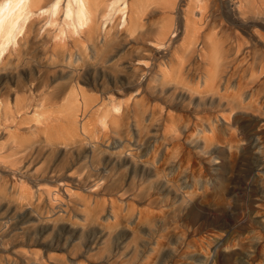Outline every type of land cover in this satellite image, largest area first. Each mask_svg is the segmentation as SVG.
Segmentation results:
<instances>
[{"label":"bare ground","instance_id":"bare-ground-1","mask_svg":"<svg viewBox=\"0 0 264 264\" xmlns=\"http://www.w3.org/2000/svg\"><path fill=\"white\" fill-rule=\"evenodd\" d=\"M263 9L264 0H0V264H68L75 251H89L104 235L106 252L99 258L105 264H264ZM149 15L158 19L151 21ZM221 15L230 23L215 30L213 16ZM41 17L56 30L45 39L39 38L41 26L34 28ZM236 19L244 31L261 25L254 28L252 52L243 33L233 28ZM130 41L127 59L113 61L117 46ZM35 43L48 48L53 61L68 58L65 87L51 89L41 82L40 61L27 57ZM160 47L170 50L167 58H158ZM148 74L151 83L144 85ZM80 76L92 88L80 84ZM6 80L15 85L5 86ZM94 107L96 125L88 129L83 115ZM158 124L165 126L162 132L155 127L149 132ZM159 137L163 142L154 143ZM46 147L49 157L58 152L65 164L83 160L79 178L68 180L64 165L30 172L28 160ZM223 155L229 162L242 156L249 168L239 189L251 193L252 217L236 229L227 217L204 209L216 204L205 169L214 164L220 178ZM122 167L139 184L147 181L169 198L165 202L148 192L146 205L157 208L137 209V220L122 225L124 232L137 227L142 233L134 235L140 242L124 263L113 260L110 250V241L123 234L110 227L124 223L123 216L112 210L105 231L89 210L82 222L71 221L64 201L73 185L102 190L106 174ZM13 193L19 204L7 197ZM34 195L37 201L44 195L50 205L57 203L53 216L42 215L28 201ZM219 203H230L228 193ZM142 215L150 220L140 225ZM166 216L194 221L201 233L187 241L193 231L187 227V234L170 244ZM75 237L79 241L70 247ZM202 242L214 243L213 254ZM59 247L66 254L51 255ZM83 260L75 262L89 261Z\"/></svg>","mask_w":264,"mask_h":264},{"label":"rangeland","instance_id":"rangeland-1","mask_svg":"<svg viewBox=\"0 0 264 264\" xmlns=\"http://www.w3.org/2000/svg\"><path fill=\"white\" fill-rule=\"evenodd\" d=\"M224 2H226L227 0H223ZM183 3V2H182ZM264 12V9L262 10V13ZM61 15V14H60ZM153 15H149V18L151 17V21L152 20H157L158 18L156 17H152ZM213 23L212 26L214 25L215 30H218L221 25H224L225 23L229 25V21H228V17L226 15H221L220 17L215 18V16H213ZM212 17V18H213ZM220 18V19H219ZM227 18V19H226ZM143 20H147V16H143ZM215 20V22H214ZM221 20V21H220ZM237 20V19H236ZM236 24H233V28L237 29L238 32L243 33L244 38L247 40V48L248 50L250 49V52L253 51V48L251 49V47L253 46V43L255 41V37L253 35V31L255 27H259L261 25L259 24H255V25H251L250 30L244 31L242 30L243 26L241 25L240 21H236ZM221 22V23H220ZM220 23V24H219ZM38 26L40 27V37L39 38H46L48 37L50 34L52 35V33H54V31L51 27L49 26L45 20L41 17V19H38V22L36 21V25L34 24V28L36 29ZM231 28V27H230ZM178 31H180V26ZM178 33V32H177ZM33 35L32 30L28 32L29 38ZM148 38V35H144V38L142 39L144 42H146L145 40ZM131 40L130 38L128 39V41ZM148 40V39H147ZM179 41H177L178 43ZM122 43V42H121ZM151 45H153L152 42H147ZM175 43V44H177ZM130 44L132 45V42L130 41L129 43H126L123 47V45H118L117 47H119L120 49L116 52V54L114 55V59L113 61H117V62H124V60H126L127 58L125 57V53L127 52L128 48L130 47ZM116 47V48H117ZM31 53H29V55L27 57H32L31 59H37L39 60V65L37 69H39V73H38V77L39 79H41L42 83H47V84H51L50 88H54L56 85L58 86H64L66 85V82L69 81L70 79V74H69V67L67 66L69 64L68 58L66 56L62 57L60 56L59 58L55 59V61L52 60L51 58V53L49 51L48 48L43 47L40 44H33V47L30 48L29 50ZM170 50L164 48V47H160L159 51H156L155 53L157 54V56H159L158 58H167L168 54H169ZM161 56V57H160ZM254 56V53H253ZM253 57L251 56L250 59H252ZM21 60V59H20ZM136 63V62H135ZM141 66L144 65L143 62H138ZM89 61L87 63V65L85 66H89ZM23 66V65H22ZM22 66H18L20 67V71ZM133 68H135L134 66H132V68L130 70H133ZM58 69H63L64 70V75L61 77H56V71H58ZM152 69V67H151ZM35 71V70H33ZM26 72V71H25ZM150 72V71H149ZM60 73V72H59ZM37 74V73H36ZM35 74V75H36ZM85 77H87L86 74H84ZM85 77H79L78 79L80 80V84H83V86L85 88H92V85H88L85 82L86 80L84 79ZM56 78V80H54ZM54 80V81H53ZM151 80V75L148 74V78L146 77L144 79V85L145 84H149ZM5 86H14L15 84L13 83V80H9L7 82V80L4 82ZM92 91L91 94H95V91H93V89H91ZM11 96L12 98H14V95L12 94L11 91ZM133 96H137L139 97V92H133L132 93V97ZM126 98V97H125ZM129 103L132 105L131 107H133V103H132V98L130 99ZM50 109H46V112H48ZM99 112H96V108H91V109H87L83 115V122L86 125V127L88 129H92L95 125H96V120H97V115ZM46 115V114H45ZM52 116H60L59 112H52ZM32 123V122H29ZM239 124V128L242 126L241 122H238ZM132 125V124H131ZM154 127L157 129V131L162 132L165 129V126L162 124H158L157 126H151L149 127V132L153 133L155 132ZM42 138V136H39ZM74 137L76 139H78L80 137L79 134H74ZM150 140H153V138H151ZM156 140V139H154ZM158 142L162 143L163 141L161 140V138H157L156 141H154V143L158 144ZM46 150V151H45ZM45 150H41V153H35L29 160H28V167L27 169H29L30 172L33 171H43L48 169V167H52V168H59L62 167V165L65 166L66 169H68V173H69V177L67 178L68 180H76V178H79L78 176H80L81 173V167H82V163L83 160H81L79 163H75V165H71L69 164H65V159L64 157H62L61 154H58V152L53 155L52 157H49L48 155H50V153L48 152V147H46ZM149 150V149H148ZM223 159V165L220 167L222 175L220 176V178L216 177V172H215V166L214 164L210 167V165H208L205 169L206 174L209 177L210 181H209V191H211V198H213V200L216 202L215 205L212 204H208L207 207H205L204 209H208L209 213L211 212V210H213L220 218H224L227 217L229 219V221H231V223L233 224V229H236L239 227V225H242L244 223H247V221L252 217V215L250 214V206H249V196H250V191H241L240 186L243 185V182L245 180H247V172H248V164L247 161L245 160L244 157L242 156H238L237 159L234 162H229L228 159H225L226 156L223 155L221 156ZM219 159V158H218ZM216 161H219V160ZM22 166V163L20 164ZM25 169V168H23ZM174 171H177V169L174 167L173 169ZM104 174V173H103ZM83 175V173H82ZM129 173L126 170L125 167H122L120 169H118L117 171H113L111 169L110 173L106 174L105 180L102 182V190L100 188H96V186H94L92 189V191L89 190H85L82 189L81 187H77L76 185H73L71 187V192L72 195L70 198H68L67 196H64V201L66 203V208L69 212L68 217H70V220L73 222H82L80 221V217L84 214V210H89L91 212H87L90 214V218L93 222H100L103 223V227H105V231H108V216H110L112 210L115 211L117 214L121 216H123V221L124 223L119 224V226L114 229L111 228V230H118L121 234L120 239H118L117 241H110V250L112 255L115 254L114 256H112L113 260H122V262H125V259L128 258L132 251L134 246H136V244H138L140 242L139 238H137L136 233L140 231V229H138L137 227H135L133 230L132 229H128L127 232H124L123 229H127L124 228L122 225L127 224V220L128 219H134L137 220V216L139 215L137 213V209H142V210H153L156 209L157 207L154 205H146V201H145V197L147 196V193L149 192V194H151L152 196L156 197V198H161L163 199V201H168L169 198L166 196L165 193L160 194L158 191L155 192L154 189L149 187V183H147V181L145 183H141L139 184V181H137V177H133L131 178V176H128ZM173 175V174H172ZM137 181V183H135ZM191 181V180H190ZM189 181V182H190ZM132 182V184H131ZM192 182V181H191ZM212 182V184H211ZM90 184H93V182H90ZM89 184V185H90ZM187 184V183H186ZM211 186V188H210ZM225 193H228V197H229V204H224V203H219L221 200V197H223V195ZM7 197L9 198H13V202L11 203L12 205H15L16 203H20V200H15L14 199L17 197L14 193L7 195ZM20 201V202H19ZM28 201H31L32 203H35L34 206L36 207V205L38 206V208H40V212L42 213V215L44 216H53L54 212L57 210V203H53V205H50L47 201L46 198L44 197V195H41V199L39 201H37V197L34 195L33 197L31 196L30 198H28ZM110 201L114 202V205L111 206L110 205ZM27 201L23 200L22 205H24ZM163 203V202H162ZM126 204H130V206L127 208ZM98 212L94 215L95 211ZM243 213V214H242ZM205 214V213H204ZM247 214V215H246ZM99 215V217L97 216ZM187 215V214H186ZM249 215V216H248ZM251 215V216H250ZM67 216V215H66ZM244 217V218H243ZM52 218V217H51ZM167 220V225L168 227L165 229L164 233H166V235L168 236V239L170 241V244H174L177 241V238L184 233L187 230V227L189 228V230H193L191 233L189 232V236L190 238L188 239L187 237V241L190 240L193 236H198V234H200V231H197V224L193 223V222H183L180 217L178 218V216L175 217H169L166 216L165 217ZM53 219V218H52ZM67 219V218H66ZM131 219V220H132ZM243 219V220H242ZM150 219L145 216L142 215L140 216V225L143 222L149 221ZM210 220V219H209ZM122 221V222H123ZM133 221V222H134ZM132 222V223H133ZM158 221H156L155 223H157ZM197 222V220H196ZM240 222V223H239ZM153 223V225L155 224ZM158 224V223H157ZM236 224V225H235ZM258 224V223H256ZM256 224H253L254 227H257ZM245 225V224H244ZM261 226V224H258V226ZM191 227V229H190ZM142 229V228H141ZM186 229V230H185ZM251 231L249 230L247 233L249 235H251L250 233ZM140 235L142 234L141 231L139 232ZM47 233H45L43 235L46 236ZM185 234H187V231L185 232ZM227 234V233H225ZM144 236V235H143ZM106 237V235H104L98 242L97 245L94 246V244L92 245V249H90L87 252H84L85 249H83V247H81V249L79 248L78 250H81L80 252H77V254L72 255V257L70 258L71 263L68 264H78V262L83 260V262H85V259L89 260L86 261L88 262L87 264H105L103 259H100L99 256L103 253H105L103 251L104 248V244H103V239ZM196 238V237H195ZM79 241L78 237H75L73 240H70V242L68 243L69 246L71 247V245L73 246L75 243H77ZM204 245L205 243L202 242ZM205 249H208L210 252V254H213L214 252V243L210 242L209 245H205ZM38 247L43 248L44 247L42 245H38ZM190 247V246H189ZM68 248V247H67ZM83 249V250H82ZM198 248H195V250H197ZM204 248H202V250H205ZM189 250H192V247L189 248ZM201 250V251H202ZM208 250H205L208 251ZM212 250V251H211ZM67 251V250H66ZM65 249L62 248H56L52 252L51 255H64L66 253ZM203 253H205L204 251H202ZM238 257L237 254H235L234 256H232V260H236ZM76 260H79L78 262H75Z\"/></svg>","mask_w":264,"mask_h":264}]
</instances>
